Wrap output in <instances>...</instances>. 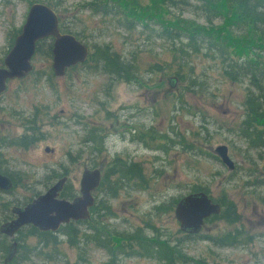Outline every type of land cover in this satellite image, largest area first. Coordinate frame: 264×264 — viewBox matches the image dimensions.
Returning <instances> with one entry per match:
<instances>
[{
	"label": "rangeland",
	"instance_id": "1",
	"mask_svg": "<svg viewBox=\"0 0 264 264\" xmlns=\"http://www.w3.org/2000/svg\"><path fill=\"white\" fill-rule=\"evenodd\" d=\"M45 1L56 9L59 22L79 32V42L89 54L91 46L106 44L124 59H133L138 75L136 83L116 81L79 64L55 77L51 58L40 51L32 57L28 75L6 84L0 95V174L11 178L13 188L0 192V205L7 207L8 216L16 203L34 192L43 193L59 179L52 174L64 175L76 196L83 169H97L102 178L114 159H122L139 166L146 185L106 197L108 212L100 213V221L108 242L140 229L141 239L177 245L189 258L186 264H264V204L260 202L264 181L258 186L247 184L264 179V153L259 157L246 150L237 134L245 85L224 79L217 60L200 54L182 60L174 48L177 44L156 38L155 31L143 29L142 24L125 27L114 17L91 15L83 10V3L91 0H0V67L28 7ZM145 2L137 0L140 5ZM183 2L186 5L179 3V9L167 8L161 20L179 17L204 25L196 0ZM181 60L192 73L185 76L188 69L177 65ZM178 71L183 72L182 80L176 79ZM23 137L34 141L26 148L3 145ZM221 145L233 163L232 171L214 154ZM193 189L204 190L213 201L232 204L238 221L204 223L194 237H185L171 204ZM91 194L94 203L104 196L99 187ZM4 214L0 210V225ZM236 230L241 233L236 246L219 248L211 242ZM56 236L58 251L53 260H45L53 256L48 248L41 259L33 252L21 264H165L146 258L145 252L130 254L126 245L119 250L118 243L109 242L111 253L91 244L79 245L77 250L65 243V237ZM10 243L6 239V246ZM24 244L39 247L34 238ZM3 261L0 254V264Z\"/></svg>",
	"mask_w": 264,
	"mask_h": 264
},
{
	"label": "trees",
	"instance_id": "2",
	"mask_svg": "<svg viewBox=\"0 0 264 264\" xmlns=\"http://www.w3.org/2000/svg\"><path fill=\"white\" fill-rule=\"evenodd\" d=\"M177 2L173 0H148L145 5H140L137 0H91L83 3V10L91 15H99L102 17H114L118 23L128 27L129 24L134 27L142 24L141 27L148 31H155L156 38L168 40L177 44L174 47L181 59L184 60L189 54H200L209 60H217V66L221 76L236 84L245 85V93L243 95L240 107L242 109V118L238 123L237 134L245 145V149L255 152L258 156L264 153V0H196L198 6L195 9L201 14L204 25H195L189 20H183L176 17L171 22L161 20L162 13L168 8H178L179 3L186 5L184 0ZM41 4L46 5L54 12L50 3L47 1ZM58 7V3L54 5ZM179 9V8H178ZM147 12L150 14H147ZM157 15V16H156ZM144 20H150L147 23ZM221 22L216 25L214 22ZM155 27V28H153ZM58 28L61 33L71 34L80 41L79 32L66 26L63 22L58 21ZM12 40L8 43V48ZM44 46V51L41 49ZM51 40L45 39L35 45L34 54L40 51L46 57H50ZM33 54V56H34ZM186 57V58H185ZM180 61L177 65L186 67L188 73H192L187 62ZM82 66H89L95 72L108 77L109 79L124 82L136 83V75H138V66L136 62L124 59L119 54L113 52L110 46L103 44L98 47L91 46V52L88 53L87 59ZM179 68V70L181 69ZM176 79H183V72H176ZM175 75V76H176ZM188 78V76H187ZM23 137L22 139L9 141L4 146H18L26 148L34 140ZM3 142V141H2ZM86 142V140H85ZM260 157V156H259ZM261 159V158H260ZM259 159V160H260ZM103 177L100 180L99 188L103 193V198L94 203L89 212L90 218L85 221L69 222L60 226L55 233L39 232L31 226L20 228L13 238L15 242V255L9 264H21L27 261L33 252V256L43 257V250L50 248L53 256H45V260H53L57 254V236L65 237V243L79 250V245L91 244L98 248L104 249L107 253H111L112 249L108 247L109 242L118 243L117 249L124 248L125 245L130 254L139 256L138 252H142L146 258L153 259L157 262L165 264H186L189 258L186 257L177 245L170 246L168 242H152L142 238L140 229L134 230L132 233L122 235H112L108 239L106 230L101 224V212H108L107 196L114 198L116 194L123 188L143 189L146 181L141 174L139 166L133 163L124 162L122 159H114ZM264 170V168H262ZM52 174V178H61ZM48 177L47 180L52 179ZM11 180V178H9ZM108 179H112L108 183ZM263 180H254L247 183L252 186L261 185ZM13 188V183L11 189ZM10 189V190H11ZM9 190V191H10ZM7 191L6 193H9ZM203 191L202 189H193L192 192ZM73 188L66 182L59 192V197L71 199L74 197ZM37 193H32L23 202L16 203V207L23 206L31 201ZM213 201V200H212ZM220 206L217 215L206 219L204 223L214 220H221L227 224H235L238 217L232 204H224L221 201H213ZM260 202L264 204V198H260ZM173 202L171 205H174ZM170 205V206H171ZM3 221L10 219L7 213V207L0 205ZM78 227H83L78 229ZM239 231L226 232L218 239H212L211 242L216 247L227 248L239 244ZM193 237V236H185ZM28 238H34L37 248L27 247L24 243ZM6 237L0 235V254L5 255L8 246H6ZM245 240H243L244 242ZM120 242L124 244H119ZM137 248L131 251V247ZM122 253V252H120ZM123 255H129L124 254ZM53 258V259H52Z\"/></svg>",
	"mask_w": 264,
	"mask_h": 264
},
{
	"label": "water",
	"instance_id": "3",
	"mask_svg": "<svg viewBox=\"0 0 264 264\" xmlns=\"http://www.w3.org/2000/svg\"><path fill=\"white\" fill-rule=\"evenodd\" d=\"M45 39L51 40L50 67L53 76L61 77L66 69L86 61L89 53L87 46L77 41L73 35L59 31L58 17L52 9L41 3H33L28 7L24 23L2 59L0 95L9 81L20 80L32 71L31 59L35 45ZM214 154L227 170H233L234 166L225 146L215 147ZM100 179L97 169H83L78 182V194L73 198L59 197L66 181L63 176L22 207H11L9 213L12 218L0 225V235L11 241L3 264H8L15 254L13 238L20 228L31 226L39 232L55 233L60 226L69 222L88 220L89 210L94 205L91 193L99 186ZM11 186V180L0 174V192L9 191ZM219 211L217 203L205 192L198 191L188 193L175 202L173 217L181 233L196 235L204 221L217 215Z\"/></svg>",
	"mask_w": 264,
	"mask_h": 264
},
{
	"label": "flooded vegetation",
	"instance_id": "4",
	"mask_svg": "<svg viewBox=\"0 0 264 264\" xmlns=\"http://www.w3.org/2000/svg\"><path fill=\"white\" fill-rule=\"evenodd\" d=\"M62 177H63V176H62ZM65 182H66V181H65ZM64 184H65V183H64ZM64 184H63V185H64ZM62 187H63V186H62ZM97 188H98V187H97ZM190 193H193V192H190ZM209 198H210V197H209ZM11 218H12V216L10 215V219H11ZM185 236H193V237H194L195 235H185ZM5 255H6V254H5ZM5 255H4V257H5ZM9 263H10V262H9ZM9 263H8V264H9Z\"/></svg>",
	"mask_w": 264,
	"mask_h": 264
}]
</instances>
